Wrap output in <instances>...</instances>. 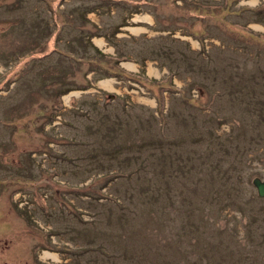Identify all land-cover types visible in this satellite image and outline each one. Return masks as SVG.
I'll use <instances>...</instances> for the list:
<instances>
[{
    "label": "rangeland",
    "instance_id": "1",
    "mask_svg": "<svg viewBox=\"0 0 264 264\" xmlns=\"http://www.w3.org/2000/svg\"><path fill=\"white\" fill-rule=\"evenodd\" d=\"M20 1L0 264H264V0Z\"/></svg>",
    "mask_w": 264,
    "mask_h": 264
},
{
    "label": "water",
    "instance_id": "2",
    "mask_svg": "<svg viewBox=\"0 0 264 264\" xmlns=\"http://www.w3.org/2000/svg\"><path fill=\"white\" fill-rule=\"evenodd\" d=\"M252 183L256 188L258 196H264V180L262 181L259 178H254Z\"/></svg>",
    "mask_w": 264,
    "mask_h": 264
},
{
    "label": "bare ground",
    "instance_id": "3",
    "mask_svg": "<svg viewBox=\"0 0 264 264\" xmlns=\"http://www.w3.org/2000/svg\"><path fill=\"white\" fill-rule=\"evenodd\" d=\"M98 44L99 45H103L104 43L101 41V40H99L98 41ZM126 67H128V68H135V66L134 65H132V64H124ZM111 81H108V85L111 87ZM44 257H49V258H52L53 260H56V258H57V256L56 255H54V254H51V253H48V252H46V253H44Z\"/></svg>",
    "mask_w": 264,
    "mask_h": 264
},
{
    "label": "trees",
    "instance_id": "4",
    "mask_svg": "<svg viewBox=\"0 0 264 264\" xmlns=\"http://www.w3.org/2000/svg\"><path fill=\"white\" fill-rule=\"evenodd\" d=\"M19 1H20V0H19ZM21 1H22V0H21ZM21 1H20V2H21ZM84 18H85V16H84Z\"/></svg>",
    "mask_w": 264,
    "mask_h": 264
}]
</instances>
